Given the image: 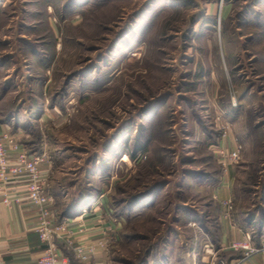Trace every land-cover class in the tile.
<instances>
[{"label":"rangeland","instance_id":"rangeland-1","mask_svg":"<svg viewBox=\"0 0 264 264\" xmlns=\"http://www.w3.org/2000/svg\"><path fill=\"white\" fill-rule=\"evenodd\" d=\"M0 119L52 162L57 204L150 193L115 217L110 264H149L153 244L202 229L217 151L237 145L233 213L262 220L264 0H0Z\"/></svg>","mask_w":264,"mask_h":264},{"label":"crops","instance_id":"crops-1","mask_svg":"<svg viewBox=\"0 0 264 264\" xmlns=\"http://www.w3.org/2000/svg\"><path fill=\"white\" fill-rule=\"evenodd\" d=\"M0 132L10 133L6 119L5 121L0 119ZM14 156L13 154L12 157ZM51 166L52 162L45 159L40 169L48 180L47 192L53 196L50 191L53 180ZM232 173L229 167L228 174L217 182L215 210L206 212L205 225L202 229L198 228L195 222L191 224L187 236L185 235L186 239H182L179 235H169L170 238L165 243L153 244L150 254H153L154 259L149 261V264H192L195 260L197 264H212L221 255L230 261L238 256L236 253L226 251L225 247L230 242L242 241L246 238V234H250L253 240L264 239V216L259 220L257 216L248 217L245 214L242 215L243 221H241L233 211L228 219L222 217L223 209L220 202L233 199ZM24 189L23 180L12 182L7 186L0 184V264H34L46 247L36 232L39 222L37 208L27 201ZM54 195L52 208L57 221L58 223L67 221L72 231L74 247L79 248L83 256V260H78L72 249L65 246L63 240H57L56 246L60 255L66 259V262L68 261L67 264H110V252L119 240V230L124 222L114 218L111 207L104 200H98L97 204L96 201H87L78 213L63 217V213L68 208L66 202L68 193L64 196L65 199L60 197L63 199L61 204H57V195ZM6 197H9V203L3 202ZM185 214L187 213L180 216L184 217ZM188 220L191 222L190 217ZM213 220H215L214 224ZM254 227L260 236L253 233ZM160 252L164 254L162 259L155 257ZM151 258L150 256L149 259ZM246 264H264V255H256Z\"/></svg>","mask_w":264,"mask_h":264},{"label":"built area","instance_id":"built-area-1","mask_svg":"<svg viewBox=\"0 0 264 264\" xmlns=\"http://www.w3.org/2000/svg\"><path fill=\"white\" fill-rule=\"evenodd\" d=\"M217 152L220 157L218 163L225 177L228 174V168L239 160L241 147L237 145L234 150ZM13 154L15 155L14 157H12ZM44 158L43 154L28 153L25 147L11 133L0 132V184L7 186L12 182L23 180L25 182L26 199L37 208L39 222L36 232L40 241L46 247L34 264H67L68 261L66 262V259L60 255L56 246L57 240H63L65 246L72 249L76 258L83 260L81 250L74 247L69 224L67 221L58 223L57 216L52 208L54 198L47 192L48 180L45 173L40 169V165L45 160ZM231 200L220 202L223 209V219H228L234 210ZM3 202L9 203V197H6ZM246 235L244 240L230 242L225 247L226 251L236 253L238 257L230 261L217 258L212 264H246L250 258L256 255L263 256L264 239L260 241L259 245H256L252 236L250 234ZM100 245H103L102 242ZM192 264H197L196 260Z\"/></svg>","mask_w":264,"mask_h":264},{"label":"trees","instance_id":"trees-1","mask_svg":"<svg viewBox=\"0 0 264 264\" xmlns=\"http://www.w3.org/2000/svg\"><path fill=\"white\" fill-rule=\"evenodd\" d=\"M145 149H146V145L138 142L134 148V151L130 153L129 157L132 160H137L138 157L136 155H139L141 152L145 151ZM78 190H79L78 192H76L75 194L73 193L69 196L68 208L66 209V212L63 213V217L72 216L78 213L85 202L93 199L89 191H87V189L79 188ZM144 197L146 203L148 202L152 204L150 193H147V195L144 196L140 195L138 197H135V199L133 200V204H131L132 207L131 209L130 207H124L123 210H118V208L114 206L115 208L112 210L114 218L124 216L125 220L128 221V217H130L133 213H135L139 209L140 212H144L145 210H148L149 207L146 206L144 207L142 203ZM255 235L260 236L259 232H256ZM254 241L256 245H259L260 243L259 239H256Z\"/></svg>","mask_w":264,"mask_h":264},{"label":"bare ground","instance_id":"bare-ground-1","mask_svg":"<svg viewBox=\"0 0 264 264\" xmlns=\"http://www.w3.org/2000/svg\"><path fill=\"white\" fill-rule=\"evenodd\" d=\"M86 210V209H85Z\"/></svg>","mask_w":264,"mask_h":264}]
</instances>
